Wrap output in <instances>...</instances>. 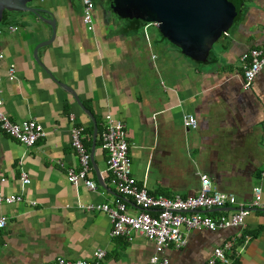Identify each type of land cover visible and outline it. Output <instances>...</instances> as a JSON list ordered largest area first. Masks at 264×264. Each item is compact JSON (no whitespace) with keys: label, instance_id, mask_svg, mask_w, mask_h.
Wrapping results in <instances>:
<instances>
[{"label":"crops","instance_id":"crops-1","mask_svg":"<svg viewBox=\"0 0 264 264\" xmlns=\"http://www.w3.org/2000/svg\"><path fill=\"white\" fill-rule=\"evenodd\" d=\"M96 1L91 32L81 23L78 0H50L49 8L39 7L41 16L55 21V36L37 49L36 61L32 51L50 38L49 27L28 14H9L0 24L1 111L10 122L33 120L44 131L29 148L0 131V192L23 199L0 205L5 220L0 264L90 260L96 249L104 252L101 264H148L153 251L141 235L129 243L110 238L105 215L78 208L122 202L129 214L138 212L110 185L100 132L92 142L90 119L59 83L73 91L94 125L97 119L101 126L104 115L122 121L131 175L150 195L193 196L198 176L206 175L211 189L233 195L243 206L251 200V189L259 187L264 204V177L259 176L264 167V67L248 90L241 88L242 56L264 49V0H239V11L224 32L195 57L182 55L155 26L117 20L107 9L108 0ZM7 27L16 30L10 33ZM10 65L14 79L9 81ZM70 114L84 128L88 153L92 147L87 178L93 190L72 187L64 175V168L75 167ZM187 114L195 119V129L183 127ZM20 171L29 180L22 190ZM221 209L207 214L214 218L235 207ZM181 233L185 245L164 251L168 264H203L231 237L229 264H264V208L250 211L240 228Z\"/></svg>","mask_w":264,"mask_h":264},{"label":"built area","instance_id":"built-area-1","mask_svg":"<svg viewBox=\"0 0 264 264\" xmlns=\"http://www.w3.org/2000/svg\"><path fill=\"white\" fill-rule=\"evenodd\" d=\"M42 1V0H39ZM81 6V23L86 31L93 30V0H78ZM155 26V24H150ZM12 33L16 29L7 27ZM2 56L0 55V58ZM264 67V49H249L242 56L241 88L248 90L254 77ZM13 67L7 70L8 80L14 79ZM1 107V99H0ZM69 144L75 158L74 168H64L66 181L76 187L81 184L87 190H93L95 185L87 178L90 171L89 153L83 144L84 128L75 124L73 115H68ZM182 125L186 129H195L196 121L191 115L182 116ZM0 131L25 148L32 147L38 139L44 137L42 127L33 120L13 123L2 113L0 108ZM101 149L105 153V164L109 174V183L115 192L122 198L130 201L138 209L136 214H129L125 204L116 202L108 204H78V208L85 212L100 213L109 221V237L120 238L131 242L135 236L141 235L153 244V251L148 264H168L164 251L167 248L179 250L185 245L181 229L220 231L236 229L243 226L244 218L252 210L264 208L261 201V189H251V200L247 205L236 203L235 197L228 193L217 192L211 189L206 175H199V187L195 195L181 198L175 196L166 198L161 195H150L131 175L128 157V145L125 138L124 125L120 119L104 115L99 134ZM62 168V163L57 162ZM259 176L264 177V167ZM20 190L29 184L25 173L18 174ZM3 179L0 180V183ZM22 196L5 195L0 192V205L21 203ZM31 206L34 202H29ZM226 207H235L227 214L209 217L197 211H209ZM5 227V220L0 216V231ZM244 242L248 237H243ZM234 238L225 240L221 245L213 248L203 264H229V255L232 253ZM104 252L96 249L90 260H69L57 257L53 264H101Z\"/></svg>","mask_w":264,"mask_h":264},{"label":"water","instance_id":"water-1","mask_svg":"<svg viewBox=\"0 0 264 264\" xmlns=\"http://www.w3.org/2000/svg\"><path fill=\"white\" fill-rule=\"evenodd\" d=\"M32 0H0V22L3 12L9 14L30 13L37 20L46 24L51 32L47 41L36 45L32 57L36 61L39 47L48 45L55 36V21L44 18L40 9L32 7ZM109 11L124 20L137 19L146 24H155L160 36L177 48L184 56L195 57L206 53L214 41L224 32L240 8L239 0H108ZM72 96L80 110L92 123V142L96 128L91 115L79 103L76 95L59 83ZM92 147L89 152L91 163ZM224 209L197 211L207 214Z\"/></svg>","mask_w":264,"mask_h":264},{"label":"trees","instance_id":"trees-1","mask_svg":"<svg viewBox=\"0 0 264 264\" xmlns=\"http://www.w3.org/2000/svg\"><path fill=\"white\" fill-rule=\"evenodd\" d=\"M93 3L95 4V0H93ZM108 3H109V1H107V3H106L107 9H108ZM108 11H109V9H108ZM109 12H110V11H109ZM19 14H28V15L33 16V15L30 14V13H19ZM7 15H9V13L3 12L1 22H2V20H4V18H5ZM33 17H34V16H33ZM114 17H115V16H114ZM115 18H116L117 20H120V21H121V19H119V18H117V17H115ZM122 21H127V22H131V23H135V24H137V25L144 24L143 22H141V21H139V20H137V19H130V20L124 19V20H122ZM1 22H0V24H1ZM95 125H96L97 134H98V133L101 131V126H100V123H98L97 119H95ZM90 131H91V129L89 128V129H88V133H89V134H90ZM84 146H85V144H84ZM208 215H209V214H206V216H208ZM230 264H234V263L231 262Z\"/></svg>","mask_w":264,"mask_h":264},{"label":"rangeland","instance_id":"rangeland-1","mask_svg":"<svg viewBox=\"0 0 264 264\" xmlns=\"http://www.w3.org/2000/svg\"><path fill=\"white\" fill-rule=\"evenodd\" d=\"M49 3H50V0H42V1H39V0H32L29 5L32 6V7H35L37 9L40 8H49ZM95 4H97V1L95 0Z\"/></svg>","mask_w":264,"mask_h":264}]
</instances>
